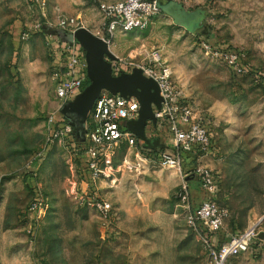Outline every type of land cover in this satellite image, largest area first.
<instances>
[{"label": "rangeland", "instance_id": "1", "mask_svg": "<svg viewBox=\"0 0 264 264\" xmlns=\"http://www.w3.org/2000/svg\"><path fill=\"white\" fill-rule=\"evenodd\" d=\"M109 1L0 0V264H212L188 210L211 197L226 212L221 229L206 231L215 246L264 216V0H173L180 7L160 8L146 28L110 39L113 63L153 65L159 52L211 144L183 152L180 169L157 159L160 148L142 145L137 156L120 144L93 183L113 207L109 217L79 203L89 182L66 135L55 136L69 123L47 30L63 15L103 37L99 6ZM220 50L240 52L245 71ZM201 167L214 173L212 191L201 188ZM184 184L190 209L180 198ZM230 262L264 264V239Z\"/></svg>", "mask_w": 264, "mask_h": 264}, {"label": "built area", "instance_id": "2", "mask_svg": "<svg viewBox=\"0 0 264 264\" xmlns=\"http://www.w3.org/2000/svg\"><path fill=\"white\" fill-rule=\"evenodd\" d=\"M102 15L101 29L103 38L110 41L117 32L126 33L146 28L152 17L160 10L157 0H116L100 3ZM75 18L59 16L56 28L67 31L77 29ZM26 35V34H24ZM106 35L108 37H106ZM54 36L51 41L53 52L52 78L55 93L62 105L73 99L86 85L88 79L87 60L83 48L76 42H63ZM110 37V38H109ZM217 54L226 59L229 65L237 72L245 71L240 52L236 50H220ZM153 65H142L143 73L154 78L163 97L161 108L154 107L157 123L149 122L146 130L149 137L167 136L173 149H161L156 153L157 159L167 167L182 166V153L188 151H207L211 144V133L208 125L201 117H197L193 105L182 99V91L177 86L174 73L169 65L161 62L159 52L152 55ZM113 63L114 74L120 71H131L127 63ZM140 102L136 96L124 97L103 91L96 99L86 121L84 141L78 140L68 124L64 131L55 132V136L66 135L65 138L77 139L81 145L76 152L77 156L86 158V166L79 171L80 177L87 179L89 184L86 191L79 194L78 201L82 206L95 209L103 218H108L112 212L111 203L101 198L93 188V183L99 180L104 173V165L111 164L112 156L120 144L138 149L136 155L142 153V142L128 129L127 121L137 119ZM141 148V149H140ZM77 160V159H76ZM201 188L212 191L215 176L211 169L201 167L198 171ZM188 185L181 187L180 198L190 209L188 199ZM41 205L40 200L32 203L35 210ZM226 212L218 202L205 198L198 206L187 211L186 219L190 226L205 232L204 240L209 247V256L212 264H232L230 261L247 251L253 239L259 238L264 216L242 233L235 234L230 241L215 246L206 234V231H218L222 228Z\"/></svg>", "mask_w": 264, "mask_h": 264}, {"label": "water", "instance_id": "3", "mask_svg": "<svg viewBox=\"0 0 264 264\" xmlns=\"http://www.w3.org/2000/svg\"><path fill=\"white\" fill-rule=\"evenodd\" d=\"M157 4L159 8L165 10L172 6L180 7L173 0H157ZM47 31L63 42L80 44L87 60L89 83L61 107V113L74 128L73 133L78 140L85 139L86 121L96 99L103 91H109L124 97L138 98L140 102L138 118L127 121V127L143 142L144 148H167L168 145L161 142V137L151 138L146 130L149 122L156 125L154 107L161 108L163 101L159 84L154 78L146 76L141 67H133L131 71L114 74L113 61L117 56L110 50V42L85 26L74 31L49 27ZM259 238L264 239V231L259 233Z\"/></svg>", "mask_w": 264, "mask_h": 264}, {"label": "trees", "instance_id": "4", "mask_svg": "<svg viewBox=\"0 0 264 264\" xmlns=\"http://www.w3.org/2000/svg\"><path fill=\"white\" fill-rule=\"evenodd\" d=\"M89 83V81H87V84ZM68 139V143L69 145H71V149H72V152H76V150L78 149V147L81 145L80 142L77 141V139H72V138H67ZM188 152H192V151H188ZM192 153H198V151H193ZM77 161H79L80 165H82V167H85L86 166V158L84 157H80V156H77Z\"/></svg>", "mask_w": 264, "mask_h": 264}, {"label": "crops", "instance_id": "5", "mask_svg": "<svg viewBox=\"0 0 264 264\" xmlns=\"http://www.w3.org/2000/svg\"><path fill=\"white\" fill-rule=\"evenodd\" d=\"M184 12H189V11H184ZM193 13V12H192ZM101 23H102V20H101V22H100V26H101ZM89 29H91L92 31H94L90 26H87ZM94 33H95V31H94ZM161 140H162V138H161ZM163 143H166L165 141H163ZM167 143L169 144V145H171L172 146V149H173V145H172V143L170 142V139L168 140L167 139ZM166 143V144H167Z\"/></svg>", "mask_w": 264, "mask_h": 264}, {"label": "flooded vegetation", "instance_id": "6", "mask_svg": "<svg viewBox=\"0 0 264 264\" xmlns=\"http://www.w3.org/2000/svg\"><path fill=\"white\" fill-rule=\"evenodd\" d=\"M202 20H203V19H202ZM202 20H200L198 24H200V25H201V24H202V22H203ZM198 27H199V26L197 25V26H196V29H197ZM73 130H74V128L72 127V131H73Z\"/></svg>", "mask_w": 264, "mask_h": 264}]
</instances>
